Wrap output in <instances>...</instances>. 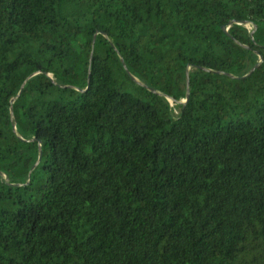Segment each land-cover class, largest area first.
<instances>
[{
	"label": "trees",
	"instance_id": "1",
	"mask_svg": "<svg viewBox=\"0 0 264 264\" xmlns=\"http://www.w3.org/2000/svg\"><path fill=\"white\" fill-rule=\"evenodd\" d=\"M0 264H264V0H0Z\"/></svg>",
	"mask_w": 264,
	"mask_h": 264
},
{
	"label": "water",
	"instance_id": "2",
	"mask_svg": "<svg viewBox=\"0 0 264 264\" xmlns=\"http://www.w3.org/2000/svg\"><path fill=\"white\" fill-rule=\"evenodd\" d=\"M224 31H225L226 33H228V30L224 29ZM122 63H123V66H124V68H125L127 74L130 76V78H131L133 81L137 82L138 84H141V83H139L134 77L131 76V74L129 73V71H128V69H127V67H126V65H125V63H124L123 60H122ZM253 71H254V70H253ZM144 87H145V89H147V90L150 91L151 93H153V94H157V95H159V96H162L161 93L156 92L155 90L150 89L149 87H146V86H144ZM189 100H190V92L188 93V97H187V99H186L185 101L181 102V104L186 105V104L189 102ZM169 102H170L171 104H174V101H173L172 99H169ZM11 115L13 116V110L11 111ZM14 130L16 131V125H15V123H14ZM33 141H35V140H33ZM41 158H42V150H41V155H40V158H39L38 163L33 167V169L31 170V172H30V174H29V179L32 178V173H33V171L35 170V168L39 165V162H40V159H41Z\"/></svg>",
	"mask_w": 264,
	"mask_h": 264
},
{
	"label": "rangeland",
	"instance_id": "3",
	"mask_svg": "<svg viewBox=\"0 0 264 264\" xmlns=\"http://www.w3.org/2000/svg\"><path fill=\"white\" fill-rule=\"evenodd\" d=\"M249 28L251 29V27L249 26Z\"/></svg>",
	"mask_w": 264,
	"mask_h": 264
}]
</instances>
